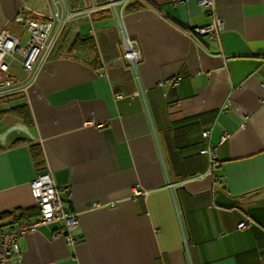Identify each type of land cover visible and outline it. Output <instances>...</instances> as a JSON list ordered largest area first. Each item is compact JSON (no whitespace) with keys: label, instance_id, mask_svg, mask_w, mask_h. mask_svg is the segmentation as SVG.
Segmentation results:
<instances>
[{"label":"crops","instance_id":"0c3cea01","mask_svg":"<svg viewBox=\"0 0 264 264\" xmlns=\"http://www.w3.org/2000/svg\"><path fill=\"white\" fill-rule=\"evenodd\" d=\"M213 8L0 0V29L21 41L15 16L70 13L32 84L0 103V111L25 104L29 115L28 124L0 116V214L32 220L29 183L47 171L78 220L75 243L56 235L61 220L20 236L22 264H264V0H213ZM214 17L218 37L192 31ZM120 25L139 50L135 69ZM76 38L88 43L72 48ZM207 146L216 153L211 173L200 153ZM216 190L234 202H216Z\"/></svg>","mask_w":264,"mask_h":264},{"label":"built area","instance_id":"2783aa9c","mask_svg":"<svg viewBox=\"0 0 264 264\" xmlns=\"http://www.w3.org/2000/svg\"><path fill=\"white\" fill-rule=\"evenodd\" d=\"M207 12L214 13L213 0H196ZM178 4L182 0H171ZM108 5L115 10L116 0H108ZM70 16L68 11L61 15H55L49 19L26 18L21 15L14 17V22L22 25L26 31L24 41L14 36L6 29H0V100L24 93L32 84L35 75L51 49L64 20ZM222 29L221 19L214 17L211 24L203 27H195L192 31L196 34H207L210 38H216ZM121 45L123 58L135 69L141 56L134 41L127 37L120 25ZM179 78L165 79L158 82L159 86L175 85ZM121 97V95H118ZM226 99L224 107L228 104ZM243 127V124L240 125ZM209 131H203L202 136L207 137ZM228 133H223L218 143H223ZM200 153L206 155L210 162L209 173L217 166L216 153L213 148L207 146L200 149ZM30 190L37 208V215L32 220H19L15 215L0 214V264H22L20 249L17 239L34 231L38 226L52 221H63V228L56 235L65 238L68 243H75L78 238L71 232L78 224L74 213L68 211L61 203L52 177L47 171H42L29 183ZM247 224L240 222L237 228L242 229Z\"/></svg>","mask_w":264,"mask_h":264},{"label":"trees","instance_id":"16d2710c","mask_svg":"<svg viewBox=\"0 0 264 264\" xmlns=\"http://www.w3.org/2000/svg\"><path fill=\"white\" fill-rule=\"evenodd\" d=\"M87 40H88L87 38H76V40H74V42L72 43V48H78L80 47L81 44H83L84 46L85 44L88 43ZM5 113L14 114L15 116L19 117L24 123L26 124L29 123V118H28L29 115H28V111H27L25 104L14 105L7 109L1 110L0 116H2ZM16 142H19V141H16ZM30 153H31V157H32L34 164L35 165L41 164L42 162L41 155L36 145H30ZM3 215H10V214L5 213Z\"/></svg>","mask_w":264,"mask_h":264},{"label":"water","instance_id":"95a60500","mask_svg":"<svg viewBox=\"0 0 264 264\" xmlns=\"http://www.w3.org/2000/svg\"><path fill=\"white\" fill-rule=\"evenodd\" d=\"M13 129H21L22 131L28 133L24 128H18L16 126L12 127ZM6 132H4L3 134H0V141H2V137L4 136ZM216 197H215V201L219 202V203H223V204H232L234 202V200L231 197H227L226 195H224L221 191L216 190L215 191Z\"/></svg>","mask_w":264,"mask_h":264},{"label":"rangeland","instance_id":"374dc122","mask_svg":"<svg viewBox=\"0 0 264 264\" xmlns=\"http://www.w3.org/2000/svg\"><path fill=\"white\" fill-rule=\"evenodd\" d=\"M5 100H0V103L2 102V103H6V102H4Z\"/></svg>","mask_w":264,"mask_h":264}]
</instances>
